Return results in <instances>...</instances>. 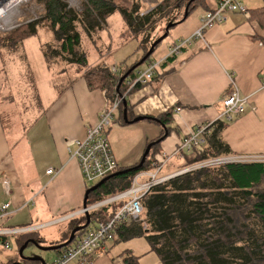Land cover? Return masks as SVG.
I'll return each mask as SVG.
<instances>
[{
	"label": "crops",
	"instance_id": "0c3cea01",
	"mask_svg": "<svg viewBox=\"0 0 264 264\" xmlns=\"http://www.w3.org/2000/svg\"><path fill=\"white\" fill-rule=\"evenodd\" d=\"M215 2L207 1L206 6L213 8ZM249 3L251 8H248L247 15L229 14L225 23L210 26L204 33L203 41H194L175 59L164 63L159 73L146 85L127 91L124 95L126 108L116 114L113 126L131 130L129 133H132L135 142L121 157L118 163L120 169L135 167L145 147L165 133L159 145H155L156 160L161 163L168 161L165 165L173 170L176 167L174 171L160 176L174 174L180 170L176 160L184 162L182 155L173 156L177 147L198 127L209 125L210 131L211 125L216 122L227 125L221 138L234 155L264 156V90L261 88L264 76V19L252 14L264 6V0ZM200 20L198 25L190 21L181 29L184 21L172 29L177 30L178 39H184L199 28ZM174 42L170 41L169 45ZM153 54L163 56L156 52ZM74 74L69 85L54 91L46 111L42 109L44 115L39 118V113L29 109L27 124L22 115L21 130L12 131V125L5 127L0 115V205L10 202V214L0 221V228L38 227L33 233L35 239L31 240L38 241L42 246L63 243L67 222L71 220L65 217L83 208L87 188L76 161L67 151L68 141L85 136L86 130L96 123L106 98L104 91L88 89L81 71L71 75ZM55 76L58 78V75H52ZM231 82L235 83L242 97L250 99L245 112L226 123L219 116L223 111L221 102L229 93ZM51 86L55 89V85ZM166 112L172 114L169 133L160 124L144 120L146 117L157 118ZM124 115L128 122L124 121ZM135 119L141 120L135 122ZM9 122L12 124L13 121ZM153 154L150 150L149 155ZM50 168L54 176L46 174ZM3 181L8 182L9 195L3 192ZM63 217L64 221L61 220ZM76 218L77 222L83 221L80 216ZM52 219H57L59 225L66 224L62 227L60 238L52 237L49 240L53 241L49 242L42 235L47 228L58 225L48 222ZM14 239L17 240L16 237ZM142 239L146 242L144 238L120 241L116 236L104 252L93 257L92 264H126L127 257H132L134 264H160L147 242V249L140 245ZM60 255L61 251H56L54 260Z\"/></svg>",
	"mask_w": 264,
	"mask_h": 264
},
{
	"label": "trees",
	"instance_id": "16d2710c",
	"mask_svg": "<svg viewBox=\"0 0 264 264\" xmlns=\"http://www.w3.org/2000/svg\"><path fill=\"white\" fill-rule=\"evenodd\" d=\"M117 1L81 0V11L78 12L64 0H40L43 17L7 38L0 37V54L17 51L25 40L37 34L36 27L47 22L58 49L45 45L42 48L45 60L49 63L59 59L70 66L86 68V55L80 51V33L92 39L94 32L102 31L107 19L118 13L125 26L120 38L137 40L136 51L141 54L140 61L152 44L146 33L153 32L164 18L167 26L182 20L186 7L187 17L197 6L205 12L211 9L206 6L207 0H161L154 9L140 15V2L138 4L133 0L134 4L131 3L128 8L119 7ZM252 14L264 19V6ZM154 16L159 18L155 21ZM144 34V39L138 41ZM128 69L126 65L119 66L118 73L113 74L107 66L97 65L82 76L89 90L104 91L111 101L117 94L127 93L126 83L133 78L134 72L123 80L118 90L117 85ZM122 110L123 106L119 112ZM171 115V112H166L157 118L146 117L144 120L160 124L169 133ZM226 126L222 122L212 124L204 145L182 153L184 162L180 170L210 159L236 156L221 138ZM164 136L165 133L154 142L150 149L154 154H148L141 168H119V175L110 177L89 193L86 206L128 190L136 174L161 166L155 153ZM141 205L142 222L132 221L120 226L117 237L120 241L144 238L160 264H264V162L228 163L184 173L151 188L141 199ZM117 207L114 204L90 212L89 226L107 221ZM238 212L242 213L240 218L236 216ZM80 217L83 219L81 222H77L76 217L67 222L68 229L62 242L69 238L74 228L85 223V217ZM87 229L77 232L75 237H81ZM33 233L36 232L16 237L18 249L25 242L35 239ZM7 240L0 237L1 245ZM63 250L59 252L62 254ZM14 262L10 259L5 264ZM125 262L134 264L132 257H127Z\"/></svg>",
	"mask_w": 264,
	"mask_h": 264
},
{
	"label": "rangeland",
	"instance_id": "374dc122",
	"mask_svg": "<svg viewBox=\"0 0 264 264\" xmlns=\"http://www.w3.org/2000/svg\"><path fill=\"white\" fill-rule=\"evenodd\" d=\"M9 1V0H6ZM68 6L75 10L81 11V0H64ZM135 1V0H134ZM133 0H119L117 5L119 7H131V3L134 4ZM161 0H136L135 3L140 2V11H148L149 5L154 9L157 3ZM208 2H213L214 0H207ZM206 1V2H207ZM242 4L248 9L250 6L249 1L261 2V0H240ZM128 7V8H129ZM251 8V7H250ZM205 11L202 7H195L187 19L185 24L181 29H184L190 21H194L199 24V20L203 17ZM44 15L43 6L40 0H25L24 2L15 6L10 14L7 16L6 25H0V37L7 38L13 33L17 32L19 29L28 25V23L36 20H40ZM159 17L154 16L153 19L156 21ZM164 18L158 25L157 28L150 33H146L149 43H153L164 33L166 27ZM108 28L105 27L102 31H95L92 39H88L81 34V46L80 51H83L87 58V67L81 68L77 66H70L67 63L54 59L52 62H47L43 56L42 48L45 45H50L54 49H58V44L54 41L51 31L48 29L49 25L47 22H42L38 27H36L37 34L23 42V46L18 48L15 52H3L0 54V115L5 127L12 125V131L21 130L20 119L23 115V120H30V112L33 110L39 113V118L45 114L42 109L46 111L51 98L55 95L54 91H58L64 85L70 84V79L75 76L71 75L75 72L85 73L97 65H105L109 69H116L118 71V65H126L130 67L134 62L138 61L141 57L140 52H136L138 48V42L135 39L122 40L120 38L121 33L124 31V24L118 13L113 14L107 19ZM178 27V26H177ZM176 28V27H175ZM174 28V29H175ZM81 32L80 28L77 29ZM177 30L171 29L170 34L163 39L156 47L155 52L161 55H165L166 48L170 44V41H176ZM144 35H141L138 39H144ZM185 38V37H184ZM150 47V46H149ZM96 64V65H94ZM94 65V66H93ZM117 65V66H114ZM144 64L139 66L138 69H144ZM65 70V71H62ZM61 71V72H60ZM82 74V75H83ZM52 75H58V78L52 77ZM57 78V81H56ZM55 85V89L52 88ZM45 107V108H44ZM35 114V113H33ZM45 117V116H43ZM13 121L12 124L9 121ZM27 129V127H26ZM131 130L127 128H115L112 126L111 132L107 136L111 149L113 150V155L117 163L121 162V157L127 153L135 142V138ZM26 132V130H25ZM80 140V139H77ZM68 141L69 143L74 142ZM240 157V156H238ZM162 160V159H160ZM176 160V159H174ZM244 160V159H241ZM171 163H173L171 161ZM176 164L182 166L183 163L176 160ZM176 169V167H175ZM174 169V170H175ZM169 165H164L161 168L160 175L174 171ZM86 188L92 187L95 183H87L83 181ZM97 184V183H96ZM242 213H236L239 218ZM141 218L135 222H142ZM52 219L48 222H53ZM66 223L53 225L47 230L43 231V239L45 241L52 242L49 240L52 237L56 239L60 238L62 227ZM90 225L88 227H93ZM145 228V225H143ZM25 238V237H23ZM21 238V239H23ZM55 239V240H56ZM46 242L45 244H49ZM9 250L4 249L0 241V263H6L8 260L13 259L15 261H20L21 257L18 256V247L15 239L11 237L8 240ZM140 245L147 249L146 242L142 239L139 241ZM48 247V246H43ZM30 256L41 257L46 264H50L56 258V251H40L33 246H28L22 253V258H28ZM22 264H35L33 262L22 261Z\"/></svg>",
	"mask_w": 264,
	"mask_h": 264
},
{
	"label": "built area",
	"instance_id": "2783aa9c",
	"mask_svg": "<svg viewBox=\"0 0 264 264\" xmlns=\"http://www.w3.org/2000/svg\"><path fill=\"white\" fill-rule=\"evenodd\" d=\"M24 1L25 0H0V16H2L0 18V25L5 26L8 14H10L15 6ZM152 8L153 6L151 7L149 5V10L140 13V15L151 11ZM229 14L247 15L248 9L240 0H216L214 7L205 12L200 20L199 28L192 35L184 39H178L173 44L169 45L166 54L163 56L152 54L144 63V69L140 70L137 68L134 71L133 78L126 83L128 87L127 91L137 86H144L150 82L159 73L160 67L164 63L175 59L181 54L183 49L192 45L194 41H203L205 31L212 25L225 23ZM110 71L113 74L118 73L114 68L110 69ZM231 86L229 93L221 102L223 111L219 116V119L226 123H230L242 115L250 99L249 97H242L240 95L234 82H231ZM261 88L264 90V76L261 82ZM124 95L125 94H117L111 101L105 98L104 107L99 113L96 123L86 130L85 136L82 139L75 140L68 144L67 151L71 159L76 161L81 177L87 183H98L115 174L120 168L109 144L107 131L113 126V120L116 114L119 113L120 107L123 105ZM209 133V125L198 127L194 134L189 136L178 146L173 156H180L182 153H187L193 147H201L205 144V136ZM249 162H264V156L215 158L194 164L168 176H160L161 168L163 164H165L164 161L160 163L161 166L152 171L139 172L132 179L131 186L128 190L90 206H86V209L82 208L79 212L71 213L65 217L66 219H72L76 216L85 217V213L89 214L92 211L109 205H118L113 215L107 221L97 223L95 226L89 227L84 231L81 237H75V239L64 248L62 254L50 264H92L93 257L100 252H104L107 245L115 241L120 226L141 219L143 213L141 199L151 188L171 178L197 169L215 167L228 163ZM46 174L54 176V171L50 168L46 171ZM2 188L5 195L10 194L7 181L2 182ZM9 209L10 202L0 205V221L9 216ZM65 218L63 217L61 220L64 221ZM53 222L58 224L57 219ZM37 229L38 227L14 229L0 228V237L10 239L11 237L14 238L36 231ZM2 246L7 250L10 248L8 241Z\"/></svg>",
	"mask_w": 264,
	"mask_h": 264
},
{
	"label": "water",
	"instance_id": "95a60500",
	"mask_svg": "<svg viewBox=\"0 0 264 264\" xmlns=\"http://www.w3.org/2000/svg\"><path fill=\"white\" fill-rule=\"evenodd\" d=\"M191 3V2H190ZM189 3V4H190ZM187 14H188V7L185 8L184 10V15H183V18L180 22L176 23V24H171V25H167L164 29V33L161 37H159L156 41H154L151 46L149 47V50L147 51V53L145 54V56L135 65H133L119 80V83L117 85V90L118 88L120 87L121 83L123 82V80H125L130 73L134 72L137 68H139V66L143 65L147 60L148 58L152 55L154 49L157 47V45L163 40L165 39L167 36H168V33H169V30L172 29L173 27H175L177 24L179 23H182L186 17H187ZM126 101L123 100V107L124 109L126 108ZM141 119H135L134 121L137 122ZM124 121L125 122H128L126 120V115H124ZM155 143H150L149 145H147L143 155H142V158L141 160L139 161V163L133 167L132 169L134 170H137L139 168H141V166L144 164L145 162V159L146 157L148 156L149 152H150V149L151 147L154 145ZM120 174V171L116 172L115 174H113L112 176L110 177H113L115 175H119ZM110 177L98 182L97 184H95L94 186L92 187H89L86 191H85V195H84V201H83V209H86V200H87V197L89 195L90 192H93L95 189H97L102 183H104L106 180H108ZM89 223H90V216L88 213H85V223L81 226H78L76 228H74L71 232H70V235H69V238L59 244V245H56V246H48V247H43L42 245H40V243L38 241H35V240H29L27 242H25L19 249H18V256L21 257L20 261H15L13 264H22L21 260L22 261H25V262H33V263H37V264H46L45 261L39 257V256H30L28 258H22V253L23 251L25 250V248H27L28 246H33L35 247L36 249L40 250V251H58V250H62L63 248H65L66 246H68L74 239L75 237V234L77 232H80L82 230H85L88 228L89 226Z\"/></svg>",
	"mask_w": 264,
	"mask_h": 264
},
{
	"label": "bare ground",
	"instance_id": "6f19581e",
	"mask_svg": "<svg viewBox=\"0 0 264 264\" xmlns=\"http://www.w3.org/2000/svg\"><path fill=\"white\" fill-rule=\"evenodd\" d=\"M17 1H23V0H17ZM1 15V14H0ZM2 16H0V18H1ZM146 148V147H145ZM145 150V149H144ZM142 158V157H141ZM147 158V157H146ZM160 162V161H159ZM166 162H168V161H166ZM165 162V163H166ZM165 165V164H164ZM96 184V183H95ZM37 232V231H36Z\"/></svg>",
	"mask_w": 264,
	"mask_h": 264
}]
</instances>
